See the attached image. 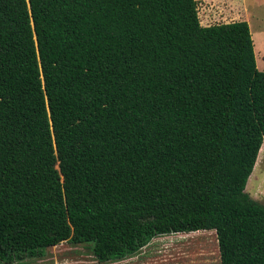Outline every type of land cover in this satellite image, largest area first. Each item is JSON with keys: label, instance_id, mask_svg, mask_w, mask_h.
Wrapping results in <instances>:
<instances>
[{"label": "trees", "instance_id": "1", "mask_svg": "<svg viewBox=\"0 0 264 264\" xmlns=\"http://www.w3.org/2000/svg\"><path fill=\"white\" fill-rule=\"evenodd\" d=\"M264 72L244 21L195 0H0V264L61 242L100 264L212 231L219 264H264L244 192Z\"/></svg>", "mask_w": 264, "mask_h": 264}, {"label": "rangeland", "instance_id": "2", "mask_svg": "<svg viewBox=\"0 0 264 264\" xmlns=\"http://www.w3.org/2000/svg\"><path fill=\"white\" fill-rule=\"evenodd\" d=\"M200 26L235 21L248 25L256 69L264 72V0H195ZM244 192L264 205V138ZM20 264H100L88 247L61 242L42 251L38 258ZM106 264H219L212 231L174 234L152 239L137 254Z\"/></svg>", "mask_w": 264, "mask_h": 264}]
</instances>
